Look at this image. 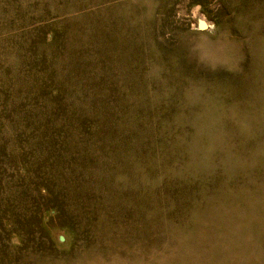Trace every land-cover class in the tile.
<instances>
[{
	"label": "rangeland",
	"instance_id": "374dc122",
	"mask_svg": "<svg viewBox=\"0 0 264 264\" xmlns=\"http://www.w3.org/2000/svg\"><path fill=\"white\" fill-rule=\"evenodd\" d=\"M0 264H264V0H0Z\"/></svg>",
	"mask_w": 264,
	"mask_h": 264
}]
</instances>
